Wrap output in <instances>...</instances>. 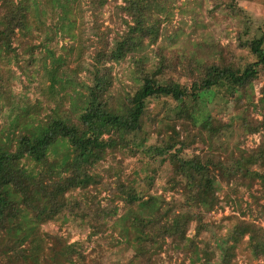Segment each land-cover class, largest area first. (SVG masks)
Masks as SVG:
<instances>
[{"label":"rangeland","instance_id":"374dc122","mask_svg":"<svg viewBox=\"0 0 264 264\" xmlns=\"http://www.w3.org/2000/svg\"><path fill=\"white\" fill-rule=\"evenodd\" d=\"M27 1L29 28L15 33L11 49H0V148L4 150L16 146L18 131L38 136L44 130V119L48 115L78 124L79 114L85 107L87 86L92 81L94 55L106 44L107 48L113 44L114 38L126 29L125 21L131 23L129 16L120 9L124 0H105L99 7L95 0ZM147 3L150 14L161 20L159 36L156 43L144 42L123 59L105 63L111 75L106 99L113 107L122 103L126 92L132 94L137 89L134 59L140 58L144 66L151 67L158 58L157 52L165 56L175 53L197 62L216 60L235 68L250 60L247 48L239 44L258 36L257 28L264 23V0H148ZM2 10L0 3V13ZM172 72L168 67L163 68L156 79L163 80ZM262 88L264 68L252 84L254 102L248 110L251 118H259L264 113ZM226 92L219 88L204 95L199 111L193 115L195 126L192 130H196L208 114L220 117L228 123L221 141L232 146L238 139L237 123L249 96L237 92L239 101L236 102L229 100ZM163 101L155 98L148 101L151 116L162 129L166 125L168 107V102ZM259 137L258 132L248 134L241 139L240 146H254ZM156 139L157 133L152 132L145 137L143 146L131 144L129 148H120L88 167L93 181L82 195L90 206L89 214L96 219L93 226L61 214L39 224V235L47 233L51 237L66 238L67 244H73L84 256L76 257L74 264H221L225 245L234 253L232 264L259 262L261 259L253 256L246 236L239 240L236 234H227L231 223L225 215H235L264 228V199L259 185H249L239 176L222 183L217 191L222 207L206 210V198L192 200V205L203 214L204 229L191 248L167 240L159 246H149L144 255L135 253V243H128L121 236L124 222L120 219L127 209L118 197H111L104 186L120 175L122 188L134 186L179 203L185 193L181 184H171L163 190L166 164L161 162L160 166L159 159L151 161L149 157L147 149ZM70 158L67 138L57 136L42 160L23 155L18 166L29 176L40 171L61 176ZM7 190L13 200L18 199L10 187ZM114 206H117L116 215L106 223L99 219L107 216ZM19 210L22 211V206ZM195 225L196 222L191 221L186 229L190 238ZM260 240L264 245V231ZM6 247L5 239L1 240L0 251ZM204 251L209 255L208 261Z\"/></svg>","mask_w":264,"mask_h":264},{"label":"trees","instance_id":"16d2710c","mask_svg":"<svg viewBox=\"0 0 264 264\" xmlns=\"http://www.w3.org/2000/svg\"><path fill=\"white\" fill-rule=\"evenodd\" d=\"M95 1L98 7L105 2ZM147 1L124 0L120 6L131 23L125 21L126 29L114 38L113 44L109 48L106 44L94 55L92 81L87 86L85 107L79 114L78 124L48 115L44 130L38 136L18 131L13 149L0 148V241L5 239L7 243L0 251V264H74L76 257L83 258L73 244H67L66 238L51 237L47 233L39 235V224L67 214L80 219L81 224L93 226L96 219L89 214L90 206L82 195L93 181L88 167L120 148H129L131 144L143 146L145 137L152 132L157 133V139L147 149L149 157L151 161L159 159L160 166L161 162L166 164L162 189L181 184L185 191L181 201L175 204L173 199L152 195L134 186L122 188L120 175L104 186L127 209L120 219L124 222L121 236L128 243H135L137 255H144L149 246H159L167 240L191 248L204 229L203 214L192 205V200L206 198V210L222 207L216 193L222 183H229L236 176L246 179L249 185L257 183L264 199V113L259 118H251L248 111L254 102L252 84L264 68V23L257 28L258 36L239 44L247 48L250 60L235 68L216 60L197 62L175 53L165 56L157 52L158 58L151 67L144 66L140 58L134 59L137 89L132 94L126 92L122 103L113 107L106 99L111 75L105 63L123 59L144 42L154 44L159 36L161 20L150 14ZM0 3L3 8L0 49L6 50L11 49L15 33H22L30 26L28 1L0 0ZM167 67L173 70L172 74L163 80L156 79ZM219 88L225 89L232 101H239L237 92L249 96L237 123L238 139L232 146L221 141L228 123L220 117L208 114L192 130L193 115L199 111L204 95ZM261 92L264 95V88ZM153 98L168 102L163 129L148 107V101ZM255 132L260 137L254 146H240L241 139ZM57 136L66 137L71 147V158L63 166V174L54 176L40 171L34 176L27 175L18 166L21 157L30 155L42 160ZM9 187L17 194V200L9 196ZM116 213L117 206H114L107 216L99 219L106 223ZM224 218L231 223L228 236L236 234L239 240L246 236L253 256L261 259L255 264H264V245L260 240L264 228L235 215ZM191 221L196 225L190 238L186 229ZM204 254L208 261L209 255ZM233 258L234 253L225 245L221 264H232Z\"/></svg>","mask_w":264,"mask_h":264}]
</instances>
